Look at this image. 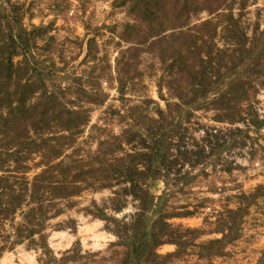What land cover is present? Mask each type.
<instances>
[{
	"label": "rangeland",
	"instance_id": "374dc122",
	"mask_svg": "<svg viewBox=\"0 0 264 264\" xmlns=\"http://www.w3.org/2000/svg\"><path fill=\"white\" fill-rule=\"evenodd\" d=\"M127 261L264 264V0H0V264Z\"/></svg>",
	"mask_w": 264,
	"mask_h": 264
},
{
	"label": "trees",
	"instance_id": "16d2710c",
	"mask_svg": "<svg viewBox=\"0 0 264 264\" xmlns=\"http://www.w3.org/2000/svg\"><path fill=\"white\" fill-rule=\"evenodd\" d=\"M154 242H156V241H154ZM149 246H150L149 244L143 243V245H141V247H139V248L136 249V253L139 252L140 250H141V252H146V250H147L146 248H149ZM129 263H130V261H129ZM129 263L127 261L125 264H129Z\"/></svg>",
	"mask_w": 264,
	"mask_h": 264
}]
</instances>
